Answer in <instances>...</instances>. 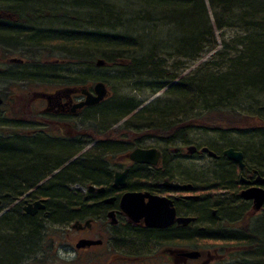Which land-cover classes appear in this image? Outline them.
Instances as JSON below:
<instances>
[{"label":"trees","instance_id":"trees-1","mask_svg":"<svg viewBox=\"0 0 264 264\" xmlns=\"http://www.w3.org/2000/svg\"><path fill=\"white\" fill-rule=\"evenodd\" d=\"M208 6L213 12L214 28L240 34L234 36L228 45L222 42L218 50L216 42L209 40L212 28L205 15L203 0H0V23L10 24L9 29L0 27L1 54L3 59L13 56L7 53L2 43H6L10 54L14 49H20L24 60L27 57L25 61L34 69L39 64L34 58L35 54H41L45 48L53 49L56 46L59 53H65L72 59L74 65L81 63L86 67L88 64L78 58L91 50L98 51L115 66V63L118 66L119 60H127L129 64L122 71H130L134 82L145 80L146 85L150 84L147 85L148 89L154 93L168 87L167 84H159L163 80L169 84L175 79V76L167 77L165 72L167 58L194 61L207 49L215 48L210 62L202 64L179 84L168 88L170 100L154 113L160 114L158 121L161 124L145 118L146 113H150L149 108L129 116L134 106L124 101L112 113H118V117L128 116V122L108 131L98 142L116 143L121 151H129L150 135L164 139L171 145L174 139L183 137L191 130H198L204 135L247 133L244 134L247 138L243 150L245 158L249 154L252 161L264 164V0H208ZM52 25L65 31L45 32L47 27L53 28ZM79 25L93 31L117 32V36H91L85 32L75 34V27ZM121 34L124 36L120 37ZM131 35L135 38L133 41L129 38H132ZM147 39L149 43H146ZM153 40L155 43L151 42ZM131 41L152 48L148 57L141 56L143 47ZM67 49L75 50L76 55H71ZM161 55L164 57L161 58ZM211 67L212 72L206 71ZM192 76L195 77L191 79ZM3 78L0 74V81ZM90 83L87 81L79 85ZM253 93L261 94L257 106L252 107L254 110H239V103L250 102ZM105 109L107 105L92 109L91 114ZM183 115L190 118L178 122L177 116ZM148 117H152V114ZM142 118L145 122L136 123ZM65 136L59 140H63L67 147L53 144L55 148H48L35 141L0 142V200L3 207L8 206L7 199L21 197L31 190L35 182L41 181L52 169L59 167L62 162L61 150L76 146L74 141L78 137L77 134ZM188 144L190 142L185 141L183 146ZM101 147L97 145L91 150H101ZM76 167L73 164L63 168L47 186L32 193V196L38 193L48 200L49 218L46 221L64 223L72 215L69 211L71 206L79 207L74 205L76 200L60 187L62 182L70 179L86 182L100 178L98 166L84 172ZM234 182L230 174L216 183L213 193L229 190L227 187H232ZM50 183L54 185L47 189ZM6 194L10 197L4 199ZM199 207L200 212L197 211V214L202 219L203 216L210 219L226 216L229 220L235 217V212L229 210L231 205L220 206L210 200ZM210 209L216 210L214 217H211ZM13 213L0 220V264H17L33 246H36V251L37 247H41L43 253L45 248L50 250L49 260L40 261L50 264V259L54 257L57 231L44 228L41 232L42 222L28 218L15 220L11 218ZM261 220L258 225L248 220L241 236L231 244L218 247L228 253L226 264H264V217ZM38 236H41L39 243Z\"/></svg>","mask_w":264,"mask_h":264},{"label":"bare ground","instance_id":"bare-ground-1","mask_svg":"<svg viewBox=\"0 0 264 264\" xmlns=\"http://www.w3.org/2000/svg\"><path fill=\"white\" fill-rule=\"evenodd\" d=\"M203 4L205 7L204 11H205L206 18L208 20L209 26L211 25V28H212V36L209 37L210 41L216 42L217 46L221 48L222 46L220 44L222 42L228 45L232 42V39L234 36H237V37L240 36L239 33L234 34L231 32L232 34L229 37H226L225 39L224 36L221 34L225 31H219L213 27V23H212L213 12L211 8L208 6V0H203ZM9 26L10 24L0 23V27H5L9 29ZM94 32H96L97 35L106 36L108 34L105 31H103V33L102 31H94ZM98 32H101V33H98ZM2 45H3L2 47L7 51L9 55H13V54H10V52H8L9 48L7 47L6 43H2ZM237 48L239 50L241 49L239 45H237ZM13 51H14L13 53L23 54V52L20 49H14ZM69 51H72V53L76 55L75 50H69ZM96 53L97 55L95 56L85 55L84 57H81L83 58L81 60L84 61V64H88V68H94L96 70L112 68L114 70L118 69L119 71V70H123L122 68L129 64L127 60L121 61L122 60L121 59L119 60L118 66H117V63H115L116 64L115 66L114 64L107 62L106 59H104L103 56H101L100 52L97 51ZM39 55L40 54H35L34 58L39 64L34 69H32L30 65H28V63L24 60L23 56L16 57L17 61L12 60L11 63H17V64H22V65L21 67L19 66L18 68L19 70L18 69L10 70V78L8 82L5 77L3 78V80H1L2 91H0V96L7 97L9 96V89H11V92H12L13 89L15 88L21 89V87L37 88V87L56 86L59 88V86H61V87H64L63 89H71L73 91L76 90L75 92H78V94L82 95L83 97H86L83 94V92L93 96V87L96 84L101 83L105 86L108 92V96L101 103H99L98 105L92 106L91 108L93 110L100 109L102 106H106L108 100L111 97H112L111 99H113V101H111L108 104L107 109L101 110L93 114H91L93 111L91 109L88 112H86L84 116L73 121L74 126L72 129L76 133H78L77 134L78 137L74 141L76 146L69 147L70 150L69 149L61 150V153H62L61 161L62 162H60L59 167L52 169L50 173L46 175L45 178L42 179L41 181L35 182L31 186V190L20 195L21 197L15 198V199L13 198L10 200L7 199L8 200L7 207L6 206L3 207L2 200H0V209L1 210L5 209V211H7L5 215L0 216V220L3 218H6V216H8L9 213L14 211L15 213H13L11 218L15 220H21V219L28 218V219H34V221L42 222L43 226L42 227L40 226L41 232L44 228L56 230L58 233V237H60L62 240L64 230L70 227L71 225H73L76 219H79L80 213L71 215L67 219V221H65L64 223H58V224L50 223L46 221L47 218H49L48 216L49 214L47 210L48 200L42 197L38 193H36L35 196H32V193L39 192L40 189L47 186L48 183L53 178H55L63 168L65 169L73 164H76L77 166L76 168H79L81 172L88 171L92 167L98 166V169H99L98 174L100 175L102 180L107 181L108 174L105 169L107 167V162L108 160H111L113 157H115L118 153H121V150L119 149V145L116 143H104L103 142L102 144H100L98 141L102 139H99V138L105 137L108 131L116 129L119 126L123 125L124 121H126V119H128L129 117L128 116L126 118L118 117L119 115L118 113L117 114H115L116 112L112 113V111L115 110L116 107H118L117 104H122L125 100L119 97L118 95L115 96L114 94L111 93V91L109 90V87H107L106 85L107 81H105L104 78H93V77H88V76L85 77L83 76V74H82L83 78H80L79 80H75V79L72 80L67 77H61L55 72L54 68L56 65H62L64 63L67 64L66 61L50 60V59L44 60L42 56L41 55L39 56ZM3 58L4 57L2 56V59ZM9 58H12V56ZM212 58L210 59V61L212 60ZM84 59H89V61L84 60ZM197 59H195L194 61H196ZM175 61H176L175 63H178V64L181 62L180 59H177V60L175 59ZM68 63L73 64L71 58ZM204 63H208V62H204ZM76 64H81V63H75V65ZM131 66L132 65H130L129 68H131ZM172 66L173 65H171L170 68L167 67L165 72L167 74V77L175 76L174 81H171L168 84L167 81L164 82L163 80L159 84L164 83V84H167L168 87L166 88L163 87L162 89L159 90V92H154V93L147 87V85L149 86L150 84L149 83H147V85L145 84L144 91L149 93V96H155L161 93L162 91H164V96L166 98H170L168 91H167L168 88H170L173 85L179 84V82L182 81L187 75L189 76L193 73V72H190L187 75L186 74L179 75L178 73H176L177 70L173 69ZM200 66L198 68H200ZM200 70H198L197 72H199ZM212 70L213 68L211 67L207 69L206 71L212 72ZM128 72L125 71L121 73V75H125L129 77L130 80H132L131 79L132 73H130V71ZM194 77L192 76L191 79ZM86 78L87 79L89 78L88 81H91L92 83L86 86H80L79 84L83 82H87ZM127 81L129 82V80ZM114 82H118V81L114 80ZM75 87H78V88L80 87V88L78 90V89H74ZM252 97L253 99L250 100V102H245V104L239 103L240 107L236 105L237 107H239L238 109L241 111L254 110L252 107L257 106L258 104L257 102H259V100L261 99V94L253 93ZM132 105L134 106V109H133L134 111H132L129 116L141 110L149 108L148 112L150 113H146L145 118L148 121L152 120L155 124L162 123L161 121H158L159 120L158 116L160 114L159 113L154 114L155 112L158 111V108L161 107L162 104L158 103V104L149 106L147 108H139V105L136 104L135 102L134 103L132 102ZM151 114H152V117H148ZM177 118L178 119L176 120H178V122H183L185 121V118H190V117H187V115H183V116H177ZM143 122L145 121L142 118V120L138 119L136 123H143ZM60 130H62L61 132L63 134L67 133V130L65 131L63 129H60ZM193 131L200 132L198 130H191L190 133ZM57 132H60V131H57ZM82 132H84L85 136L84 134L83 136H79V134H81ZM190 133L183 135V137L181 136V137H177L176 139H174L173 142L170 143L172 146L167 144L168 141L166 143L164 139H161L159 137H150L152 135L146 136L143 138V141L138 147L131 149V153H133L136 150L140 152L155 151L157 157L155 159L154 164H140V163L134 162L138 165L148 167L147 165H150V166L158 165L157 161L159 160L160 152H163L164 154L163 163L159 166L160 170L163 172L162 176H160L161 178H163V180H167V181L174 180V179H180V181L183 180L182 182H184L187 185L182 186V187L186 189L189 187L198 197L200 196L201 203L206 204L208 201H210L209 199L210 197L211 200L215 201L216 204L220 206L231 205V208L229 210L231 213L235 212L234 219L229 220L228 217L226 216H222L219 219H212V218L210 219L207 216H203V219L202 218L200 219L199 224L195 228L192 229V232L184 236L185 237L184 244L186 245V248H189L188 252L198 253V252L207 250L214 257L213 261L210 263L212 264L214 263V261L222 260V258H224L225 256L226 258L228 257V253H226V251L222 249H219L218 247L231 244V242L234 241L235 238H237L238 236H241L240 233L242 229L248 224L250 220L254 222L256 225L260 223L261 219L263 220V217H264V164L255 163L254 161L251 160L250 158L251 156L249 154L246 155V158H245L243 150H245V143H247V138H245L244 134H247V133H244V134L243 133H228V134H222V135L214 134V133L205 134V135H211L212 137L215 136L218 140L217 144H214V145L212 143H209L208 145L188 144L187 146H183V143L185 141L191 142L189 140ZM199 135H201L202 137H205L204 140L206 139V136H203L202 134H199ZM59 139H63V138H61V136L51 137L50 135L45 134L43 132L33 131L28 136L15 135L13 137H7V139H2V140L0 139V142L31 143L32 141H35V142H38L39 145L47 146L48 148L49 147L55 148V145L57 144H62V146L67 147L64 141L59 140ZM97 145H100V147L102 145L101 147L102 149L101 150H94V149L91 150L92 148H96ZM175 145H181L182 147L176 149ZM73 150H76V151H73ZM173 151H176V152H173ZM88 152L89 154H86ZM131 153L129 154V156L131 155ZM236 154L242 155V164H243L242 168H240L237 163L229 159L230 156L236 155ZM245 159L249 160L251 163H248L247 160ZM204 161L208 163H205ZM202 163H205L206 165L208 164L210 166H206V165L204 166ZM230 174H231L232 179L235 180L234 182L235 185L233 184V190H232L233 195L230 198H228L226 201L221 203V201L217 199V197L212 196L211 193L214 192L213 189L214 187H216V183L218 181L221 182V180L227 178L228 176H230ZM244 174L246 175L252 174V176L254 177V180H250V183L248 184V188L244 187L245 189L241 190L242 186L239 184V177H243ZM153 175H155V178H156L157 171ZM57 181H60V180H57ZM53 185L54 184L50 183L47 189H50L51 186ZM60 187L64 188L67 192V195L70 197V193L73 191V180L70 179V180L62 182V185H60ZM171 187L177 188L179 186L172 184ZM247 192H249L247 195V198L244 199L243 194ZM255 194L262 195V201L257 210L255 209V199L252 198ZM6 195H7L6 197H4L5 195L3 196L4 199L10 197L8 194ZM123 199H121L120 201V208L122 210L123 208L121 206L123 204ZM203 199H205L204 202H202ZM159 200H164L166 203H170L166 199H159ZM35 204H40L43 207V209L38 210L34 215L27 214L25 212V208H27L28 206L32 207ZM199 205L196 207L198 212H200L198 209L200 208ZM253 208L256 211H254ZM178 220H184V221L188 220L187 223L181 222V224L187 225L193 219L186 218V219H178ZM41 232H40V235H41ZM40 237L41 236H38L37 243L40 242ZM35 249H36V246L29 248L28 251L25 252V255L22 256V258L17 264H34V261H41V259L49 260L50 250L48 248L44 249V253L41 247L40 248L37 247V251ZM58 250H59V247L58 248L55 247L54 254H53L54 257H52L50 260H53L54 258L57 259ZM213 252H215V255H213ZM199 256L200 255L198 253V257ZM198 257L193 260H197ZM228 260L229 259H227L226 262ZM204 264H209V262L208 263L206 262Z\"/></svg>","mask_w":264,"mask_h":264},{"label":"flooded vegetation","instance_id":"flooded-vegetation-1","mask_svg":"<svg viewBox=\"0 0 264 264\" xmlns=\"http://www.w3.org/2000/svg\"><path fill=\"white\" fill-rule=\"evenodd\" d=\"M12 60L17 61L13 56L2 59L3 65L0 66V74L7 82L10 70L22 65L11 63ZM64 90L66 89L56 86L21 87L12 92L9 89L7 97L0 96L3 100L0 121L12 126L8 132L9 137L28 136L33 131H40L51 137L62 136L60 129L67 130L65 134L70 136L78 134L72 129L73 121L92 108L75 109L85 101V97L75 92L76 90L71 94ZM130 153L131 150L121 151L108 160L105 168L107 181L101 177L93 181H73L70 197L76 200L74 205L79 207L71 206L69 211L72 215L80 213V217L64 230L58 257L50 260V264H59L57 260L60 259V254L68 264H210L213 261L214 257L207 250L198 252L200 256L197 260L185 257L190 252L184 244V236L192 232L201 219L196 208L201 204L200 196L189 187L183 188L182 186L187 185L183 180L167 181L160 177L163 174L159 168L163 163V152H160L158 165H147L148 167L132 162L129 159ZM156 171L155 178L153 174ZM250 180H254L252 174L239 177L241 190L248 188ZM172 184L179 187H171ZM227 189L229 190L217 193L219 195H211L226 201L233 195V186ZM127 195L142 196L137 197L134 203H124L123 206L131 211V216L120 208L121 199ZM147 196L166 199L171 203L167 211L172 207L175 215L170 225L159 228L147 226L145 217L140 216L141 212L149 208ZM209 199L211 200L210 197ZM204 201L205 199L202 200ZM163 205L165 204L156 205L154 210L164 214ZM210 210L214 217L216 210ZM166 216L169 218L168 214ZM186 218L193 220L187 225L177 221ZM34 264L42 263L34 261Z\"/></svg>","mask_w":264,"mask_h":264},{"label":"rangeland","instance_id":"rangeland-1","mask_svg":"<svg viewBox=\"0 0 264 264\" xmlns=\"http://www.w3.org/2000/svg\"><path fill=\"white\" fill-rule=\"evenodd\" d=\"M63 25H65V24H63ZM52 26H53V28L47 27L45 29V32L49 33V32H57V31H65V30H63V28H61L57 25H52ZM75 28H74L75 34L76 33H78V34L82 33L83 34L84 32L91 35V36L97 34L92 29H88L86 26L82 27V25H79ZM231 32L232 31H230V30H225V32H223L221 34L226 39V37H229L233 33V32L232 33ZM98 33H101V32H98ZM102 33H103V31H102ZM144 35H146V34H144ZM107 36H109V38H115V36H117V32L115 34L108 33ZM123 36L124 35L121 34L120 37H123ZM131 36H132V38L131 37H129V38L133 41L135 38L133 35H131ZM161 38H162V36H161ZM153 41H151V42L155 43V41L154 42ZM149 42H150L149 39H147L146 43H149ZM158 42H159V40H158ZM132 43L133 44L135 43V45H137V46L139 45L141 48L143 47V53L140 55L141 56L143 55L144 57H148V53L152 50V48H150L149 46H146L144 43H143L144 45H142V43H137V42H132ZM218 48H219V46L217 47V50H218ZM57 49H58V47H56V46H54L53 49L52 48L42 49L41 50L42 53L40 55L42 56V58L44 60L50 59V60L66 61L67 64L64 63L62 65H56L54 68L55 72L61 77H67V78L72 79V80L73 79L79 80L80 78H83V76H85V77L88 76V77H93V78H104V80L107 81L106 85H107V87H109V90L111 91L112 94H114L115 96L118 95L119 97H121L125 101L129 102L130 105H132V102L133 103L135 102L136 104L139 105V108H147L149 106H152V105H155L158 103L163 105L165 102L170 100V98H166L164 96V91H162L158 95L149 96V93L144 91L145 84H146V83H144L145 80H141L140 82H138V81L134 82V81L130 80L129 77H127L125 75H121V73L124 72L122 70L118 71V69L114 70L112 68L97 69L96 70L94 68H88V66L87 67L82 66L81 64H76V65L69 64L68 62L70 60V57H67V54H65V53L64 54L59 53V51ZM89 52L87 53V55H94V56L97 55V53H96L97 51L91 50ZM1 53H2V49H0V66L3 65ZM11 54H13V57H21L24 55V54H18V53H11ZM70 54L71 55L73 54L72 51H70ZM214 54H215V48H213V50L207 49L206 51L201 53V55L199 56V58L196 61L192 62V61H188V60L183 59V60H181V62L179 64L175 63L176 62L175 58L170 57V58H167L165 61V66H166L165 70L167 69V67L170 68V66L173 65L172 68L177 70L176 73H178L179 75H185V74L187 75L190 72H194L204 62H210V59L212 58V56ZM140 55H138V56L135 55V56L141 57ZM163 57L164 56L161 55V58H163ZM79 59H83V58L80 57ZM25 60L27 61V57H25ZM84 60L89 61V59H84ZM82 74H83V76H82ZM121 77H123V78H121ZM186 77H188V75ZM88 80H89V78L87 79V81ZM114 80L118 81V82H114ZM127 80H130V81L128 82ZM0 91H2L1 81H0ZM111 101H113V99H109L106 105L108 106V104ZM118 105L119 104H117V106ZM125 106H127V105H125ZM127 122H128V119H126V121H124V123H127ZM10 127H12V126L8 125L6 123L3 124L2 121H0V139L1 140L4 138H7L5 136V134L8 135V131H10L9 130ZM199 134H201V133L197 132V131H193L190 133V135H189L190 139L189 140L191 141L190 142L191 145H194V144L208 145L209 143H212L213 145L217 144L218 140L215 136L212 137L211 135L202 134L203 136H206V139L204 140L205 137H202ZM63 135H65V133ZM66 136H61V138H65ZM180 147H182V146L181 145H175L176 149L180 148ZM204 162L208 163L206 161H204ZM247 162L251 163L249 160H247ZM205 163H202V164L205 166L206 165ZM206 166H210V165L207 164ZM6 213H7V211H5V209L4 210L0 209V216L5 215ZM54 244H55L56 248L61 247L62 246L61 238L57 237ZM59 256H60V259L57 260V262L59 264H68L66 261H64L62 259L63 258L62 254H60ZM227 259H229V258L228 257L226 258V256H225L224 258H222V260L214 261V263H212V264H226Z\"/></svg>","mask_w":264,"mask_h":264},{"label":"water","instance_id":"water-1","mask_svg":"<svg viewBox=\"0 0 264 264\" xmlns=\"http://www.w3.org/2000/svg\"><path fill=\"white\" fill-rule=\"evenodd\" d=\"M64 92L69 93V94L74 93V91L71 89H66ZM83 94L86 96L85 101L82 104L77 105L75 107V109H81L83 107H92V106L98 105L108 96V92H107L105 86L101 83L96 84L93 87V96H91L85 92H83ZM2 103H3L2 99L0 98V106L2 105ZM156 157H157V155H156L155 151L140 152L137 150L134 151L133 153H131V155L129 156L131 161L136 162V163H140V164H154ZM229 159L231 161L237 163L240 168L243 167L241 154L232 155L229 157ZM248 193L249 192L243 194L244 199L247 198ZM245 194H246V196H245ZM6 196L7 195H5L4 197H6ZM137 197H142V196L127 195L123 199V204L121 207L129 216H131V211L127 210L123 205L127 201L134 203L136 201ZM147 198H148V202L150 204L149 208L145 212H141L142 215H140V216L145 217V223L147 224V226L153 227V228H159V227H164V226L170 225L174 219V210L172 208H170V210L167 211V208L170 206V203H166L164 200H159V199L152 198L149 196H147ZM252 198L255 199V209L257 210L260 206L261 201H262V195L255 194ZM159 204H165V205H163L164 206L163 208L165 209L164 214L158 213L157 211L154 210V208L157 207L156 205H159ZM40 209H43V207L40 204H35L32 207L28 206L27 208H25V212L29 215H34ZM255 209H254V211H256ZM166 214L169 215V218H167ZM177 221H178V223H181V222L187 223L188 222V220H186V221L177 220ZM185 257L189 258V259H196L198 257V253H187L185 255Z\"/></svg>","mask_w":264,"mask_h":264}]
</instances>
